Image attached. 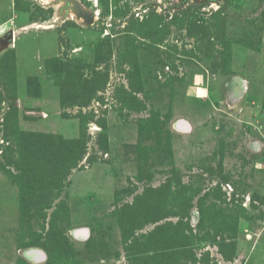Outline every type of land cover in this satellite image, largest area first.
<instances>
[{
  "label": "rangeland",
  "instance_id": "obj_1",
  "mask_svg": "<svg viewBox=\"0 0 264 264\" xmlns=\"http://www.w3.org/2000/svg\"><path fill=\"white\" fill-rule=\"evenodd\" d=\"M0 264H264V0H0Z\"/></svg>",
  "mask_w": 264,
  "mask_h": 264
},
{
  "label": "water",
  "instance_id": "obj_2",
  "mask_svg": "<svg viewBox=\"0 0 264 264\" xmlns=\"http://www.w3.org/2000/svg\"><path fill=\"white\" fill-rule=\"evenodd\" d=\"M74 5L76 7V12H77L78 17L83 18L84 21L87 23H92L94 21V16L89 11L82 9V7H80V5L77 2H75ZM11 38L12 36L9 35L8 39H11Z\"/></svg>",
  "mask_w": 264,
  "mask_h": 264
},
{
  "label": "bare ground",
  "instance_id": "obj_3",
  "mask_svg": "<svg viewBox=\"0 0 264 264\" xmlns=\"http://www.w3.org/2000/svg\"><path fill=\"white\" fill-rule=\"evenodd\" d=\"M96 12H98L97 10H96ZM99 13V12H98ZM94 15V14H93ZM183 125H184V123H183ZM79 230V229H78ZM84 230V229H83ZM83 230H79L78 232L80 233V234H83L84 233V231Z\"/></svg>",
  "mask_w": 264,
  "mask_h": 264
},
{
  "label": "built area",
  "instance_id": "obj_4",
  "mask_svg": "<svg viewBox=\"0 0 264 264\" xmlns=\"http://www.w3.org/2000/svg\"><path fill=\"white\" fill-rule=\"evenodd\" d=\"M98 12H99V11H98ZM98 12L94 11L93 14L97 16V15H99Z\"/></svg>",
  "mask_w": 264,
  "mask_h": 264
}]
</instances>
